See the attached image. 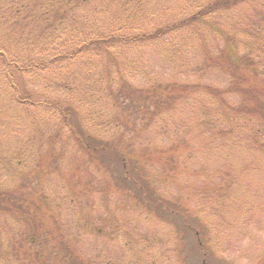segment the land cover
<instances>
[{"label":"trees","instance_id":"obj_1","mask_svg":"<svg viewBox=\"0 0 264 264\" xmlns=\"http://www.w3.org/2000/svg\"><path fill=\"white\" fill-rule=\"evenodd\" d=\"M263 2L0 0V28L11 27L9 42L12 36L20 35L22 27L35 43L45 40L43 46L51 39L61 40L56 47L48 49L52 56H43L39 60H10L0 49L1 78L14 88L13 98L11 94L9 99L2 100L5 103L0 107V122L5 129L12 123L22 124V107L37 105L38 112L32 119L41 122L44 129L52 128L61 147L73 141L77 149L74 158H69L72 160L67 166L68 179L73 171L93 166L99 171L103 169L105 174L104 188L103 185L96 187L103 194V201H111L113 194H118L116 203L121 204L120 207L122 204L133 206L131 200L139 199L145 211H156L163 206L167 214H175L178 208L173 205L174 198L160 197L162 186L166 195H173L170 185L181 193V197L189 198L190 205L187 206L192 208L194 197H190L188 188L186 195L187 185L179 187L184 182L175 179L178 176L181 180L186 178L188 184L195 175L213 178L214 175L206 174V169L202 168L215 158L209 156L229 145L244 129L250 131L246 134L253 145L264 135ZM251 6L253 15L243 17L242 21L235 18L242 8L251 9ZM160 10H168L167 16L164 14L150 22L154 13L159 15ZM23 16L31 20H20ZM224 18L226 23L222 21ZM11 42L19 43V40L16 38ZM136 49H141L142 53L131 56L130 51ZM188 49L194 51L192 64L182 56ZM146 54L160 61L157 63L160 66L171 65L167 78L144 68L146 64L142 60ZM54 64L63 67L52 69ZM73 65L76 69L69 72ZM25 70L53 74L51 87L63 93L57 94L55 90L50 95L46 92L45 99L38 100L42 94L25 86L22 77ZM138 70L143 75L142 82L135 83L131 80ZM40 107L57 111L59 117L45 122L39 116ZM138 116L143 117L141 126L135 123ZM149 138L158 141L152 143L147 141ZM9 144L10 141L7 145L11 146ZM140 147L145 149L143 153H139L137 148ZM25 153L30 154V151ZM6 159L11 160L5 164L6 171L9 175L16 174L21 182L16 187L0 185V223L5 220L14 225L6 230L9 241L0 246V264H12L4 258L19 252L15 249L26 247L22 235L31 232V226L39 229L36 224L41 222V219L33 218L24 205L28 198L21 192L26 182L24 166L15 162L12 156ZM44 159L54 160L52 155L37 160L45 162ZM115 160L121 165L122 175L118 178L111 168ZM194 164L197 169H193ZM108 175H112L113 183L108 181ZM225 175L232 174L226 172ZM201 190L203 188L199 186L197 191ZM132 193L135 198L129 202L126 194L131 198ZM217 197L231 209V200L226 194ZM46 199L52 204L49 198ZM104 207L108 209L109 205L104 202ZM54 212V229H47L43 241L35 242L43 250L46 241L53 240L63 249V256L55 247L49 256L48 252L30 256L23 251L21 264H103L102 259L82 256L77 246L64 240L60 229L66 226L58 225L59 214L57 210ZM79 217L84 220V214ZM66 220L62 217L65 225L75 223L74 219ZM182 224L185 225L183 220ZM58 236H62V240L55 241ZM71 238L76 240L77 234L72 233ZM89 258L91 263L87 261ZM110 264L113 263L110 261Z\"/></svg>","mask_w":264,"mask_h":264},{"label":"rangeland","instance_id":"obj_2","mask_svg":"<svg viewBox=\"0 0 264 264\" xmlns=\"http://www.w3.org/2000/svg\"><path fill=\"white\" fill-rule=\"evenodd\" d=\"M262 7H264V2ZM167 13L168 10H160L159 15H156L155 12L150 22L164 14L167 16ZM253 14L252 6L251 9L244 7L235 15V18L242 21L243 17ZM23 18L25 22L31 20L24 16L20 20ZM222 21L226 23L225 18ZM22 29L23 31L20 33L16 30L20 35L11 37V41L16 38L19 40V43H15L8 40L11 27L0 28V49L7 53L10 60L13 58L21 59V61L26 58L39 60L43 56L49 58L52 54L48 49L56 47L57 43L61 41L60 39H51L47 45L43 46L45 40L39 41V44L35 43L31 40L27 30L23 27ZM45 49L47 51H44ZM141 53V49L130 51V55L133 57ZM168 55L172 56L171 53ZM182 56L191 61V64L193 63V50L188 49V51L182 52ZM142 61L146 64L144 68L148 69L149 73H159L164 77L169 73L171 65L160 66L157 64L160 61L154 60L149 54L144 55ZM59 66L63 67L54 64L52 69H60ZM73 69H76V65H73L68 71L71 72ZM39 74L42 73L25 70L22 76L27 89L42 94L38 100L45 99L46 92L50 95H53L55 90L57 94L63 93L62 90L58 91L55 87H51L54 84L53 80H50L53 74L47 75L46 73L38 76ZM142 77L143 75L138 70L131 81L142 82ZM13 91L14 88H11L10 84L5 82L0 75V107L5 103L2 102L3 99H9L11 94L13 98ZM37 98L38 96L33 99V102H36ZM22 109L24 117L22 124L12 123L10 128L6 127L7 129H5L3 123L0 122V185L16 187L17 183L21 182V178L17 179L16 174H12V176L6 171L5 164L11 161L6 157L12 156L15 162H19L25 168L26 182L21 192L29 199L26 198L24 205L34 216L33 218L41 219V222L36 224L39 229L28 225L31 232L22 235L25 237L26 247L15 249L19 251V254L15 252L8 258H4L10 263L18 264L22 259L23 251L28 252L30 256H38L41 253L45 255L48 252L49 256L52 251L54 253L55 247L58 251L61 250L59 254L63 256V249L53 240L46 241L47 244L43 250L38 247L39 243L35 242L43 241V234L48 232L47 229H54V221H56L54 211L57 210L60 218L58 225L66 226L60 229V235H63L64 240L68 241L70 245L77 246L82 256H92L95 260L102 259L103 264L107 262L110 264V261L113 264H264V135L259 136L253 145L250 143V136L246 134H250V131L244 129L242 134L236 135L234 140L229 142V145L219 150L217 154L209 156L208 158H215L206 162L202 168L206 169V174L214 175L213 178L195 175L190 180L188 179L190 182L188 184L185 183L186 178L181 180L178 176L175 179V181L184 182L179 187L187 185L186 195L188 188L190 197H194L191 200L192 208L187 206L190 205L187 196L181 197V193L170 185L168 186L173 190V195L168 196L166 189L162 186L161 190L159 189L160 197L174 198L173 205L175 204V208H178L174 212L175 214H167L163 210V206H160L156 211L153 209L145 211L144 205L142 206L140 203L141 200L135 199L134 202L131 200L135 198L133 193L131 198L126 194L127 200L129 202L131 200L133 206L122 204L120 207L121 204L116 203L118 194H113L111 201H103V194L98 192V188L96 189L97 186L100 187L104 184L103 169L99 171L91 166L90 169L75 170L68 179L69 169L67 166L71 164L72 160L69 158H74L77 154L74 142L69 141L64 148L61 147L52 128L44 129L41 122L38 123L34 118L32 119L33 115L38 112L37 105L30 107L27 104ZM49 113L51 114L49 115ZM39 116L45 122H52L56 116L59 117L57 111L41 107ZM143 122L142 116H138L135 120L139 126ZM194 138L201 139L200 136H194ZM149 140L152 143L158 141L157 138H149L147 141ZM8 141L11 146L7 145ZM137 149L139 153H143L142 150H145L143 147ZM26 150H29L30 154H26ZM50 155H52L53 161H49V159L47 161L44 159L45 162L37 160ZM1 159L5 161L2 162ZM37 161L42 163L38 164ZM108 161L110 160L108 159ZM62 164L64 165L62 166ZM111 165L115 177L118 178V175H122L121 165L118 161L115 160ZM11 167L10 164V171ZM197 167V164H194L193 169H197ZM226 172L232 175L228 177L225 175ZM111 177L112 175H108V181L113 183L114 180ZM199 186L203 188L201 192L197 191ZM225 194L231 200V209L227 207V204L221 202V198L217 197ZM45 198H49L52 204ZM54 202L57 203L56 206ZM104 202L106 206L109 205L108 209L104 207ZM182 203L186 205L182 206ZM80 214H84V220L80 219ZM62 217L64 221L74 219V225H65L62 222ZM98 218L102 219L98 220ZM1 220L2 218H0V222ZM182 220L185 223V225L182 224L183 226L181 225ZM92 222H94L93 225ZM197 225L200 226L198 229ZM13 226L12 223L5 220L4 223H0V246H4L9 241L6 230L14 228ZM196 231L199 233L197 234ZM72 233L77 234L76 240H72ZM59 237L55 241L62 240V236L60 239ZM34 238L36 240L33 241ZM87 261L91 263L90 258Z\"/></svg>","mask_w":264,"mask_h":264}]
</instances>
